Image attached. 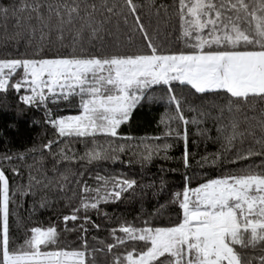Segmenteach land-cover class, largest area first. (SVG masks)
<instances>
[{
    "label": "snow or ice",
    "instance_id": "6c2138e0",
    "mask_svg": "<svg viewBox=\"0 0 264 264\" xmlns=\"http://www.w3.org/2000/svg\"><path fill=\"white\" fill-rule=\"evenodd\" d=\"M42 7L41 0H19L18 6L13 8L0 6L4 19L10 14L16 18L17 31L7 37L6 42L21 37L28 25V42L36 45V55L43 51L45 42H50L52 33L61 45L70 38L72 54L51 58H0V92L27 89L31 94L21 99L33 106L50 98L67 100L70 96H79L80 115L49 120L60 137L94 138L99 133L130 140L131 137L119 136L121 124L130 119L148 89L167 85L169 102L174 104L175 113L162 120L168 128L165 136L183 139L182 159L187 168L191 155L187 128L181 131L173 129L171 124L178 122L187 126L199 121L185 118L182 102L171 90L172 82L190 85L199 93L225 90L238 101L256 97L264 100V0H178L175 14L180 20V39L191 51L169 53L164 52L150 34L136 0H123L122 4H114L112 0H101L99 4L94 0L91 3L59 0L55 5H48L47 17L42 14ZM113 15H123L125 24L129 16L133 18L128 39L132 41L139 32L147 54H81L93 41L105 46L104 34L109 31L106 25ZM53 17L55 25L51 23ZM33 19L39 27L32 25ZM33 36H36L35 41L31 39ZM260 128L264 129V121ZM247 133L251 135L252 130L248 129ZM245 135L240 130V122L232 119L225 126V150L242 143ZM53 143L48 142L44 149H51ZM171 147L167 143L162 146L143 143V152L139 154L143 160L150 161L154 154L164 152V158L168 159L166 153ZM124 151L125 145L113 147L109 141L107 146L90 149L80 159L89 163L117 161L120 157L114 153ZM60 155L64 159H74L68 157L64 149H60ZM255 155L264 156V151L255 152L249 148L246 155L238 154L237 159ZM212 162L215 163V157ZM260 168L256 171L250 167L239 174L211 179L196 188L185 187L176 193V201L183 211L182 222L176 226L137 228L121 225L113 229L115 243L106 245L108 252L129 241L143 242L146 246V250L133 248L115 256L113 264H264V254L250 257L238 250L257 246L264 250V164ZM30 179L40 183L34 176ZM62 179L68 177L65 175ZM96 180L100 186L95 189L87 184L83 186L80 206L63 217L65 225L80 219L91 223L89 216H80L81 211L86 213L89 209H99L102 203L118 201L137 184L134 179L119 176H97ZM90 193L95 194L90 196ZM11 202L9 179L0 167V264H94V260L87 259L86 240L82 250L41 251L42 247L57 244L59 233L55 226L31 228V235L24 243L10 250ZM93 227L100 226L93 224ZM81 230L86 232L83 225ZM117 231L123 235L117 236Z\"/></svg>",
    "mask_w": 264,
    "mask_h": 264
},
{
    "label": "trees",
    "instance_id": "16d2710c",
    "mask_svg": "<svg viewBox=\"0 0 264 264\" xmlns=\"http://www.w3.org/2000/svg\"><path fill=\"white\" fill-rule=\"evenodd\" d=\"M58 2L59 0H41L42 14L47 17L48 5ZM87 2L91 3L93 0ZM94 2L99 4L101 0ZM18 3L19 0H0V6L8 8L16 7ZM112 3L122 4L123 0H112ZM136 3L140 6L139 14L143 22L164 52L191 51L180 39V20L175 14L178 0H136ZM161 6H164L163 9ZM51 23L55 25V17ZM132 23L131 16L128 24H125L123 15H113L106 25L109 31L104 34L105 46L101 47L98 41H93L81 54H147L148 49L142 43L143 38L139 32L132 41L128 39L129 25ZM15 25L14 16L10 14L4 19L0 14V58H51L72 54L70 38L65 39L61 45L56 41L55 33H52L50 42H45L43 51L36 55V45L28 42V25H25L21 37L6 42V38L17 31ZM32 25L39 27L35 19ZM31 39L35 41L36 36ZM171 90L181 100L185 118L199 121L198 124L189 123L187 126L178 122L171 124L173 129L183 131L187 128V146L191 154L190 166L187 168L182 159L185 150L183 139L175 135L165 136L168 128L162 120L175 113L174 104L169 102L167 85H154L148 89L145 99L133 110L130 119L121 124L119 136L131 137L130 140L110 138L99 133L94 138L60 137L49 120L81 113L79 96H70L67 100L50 98L45 103L33 106L21 99L23 95L31 94L27 89L20 92L12 89L0 92V167L8 176L12 194L9 216L10 250L24 243L31 235V228L55 226L59 233L57 244L42 247L41 251L82 250L83 241L86 240L88 260H94V264H113L115 256L123 255L133 248L137 251L146 250L143 242L129 241L108 252L106 245L115 243L111 234L113 229H119L121 225L137 228L176 226L182 222L183 211L175 194L182 192L185 187L196 188L208 180L239 174L250 167L256 171L261 170L264 156L237 159V155H246L249 148L255 152L264 151V143H258L264 141V129L260 128L264 121V100L256 97L238 101L225 90L199 93L190 85L175 81L172 82ZM232 119L240 122V130L246 135L242 143L225 150V126ZM248 129L252 130L251 135L247 133ZM201 130L204 134H201ZM157 137L160 139H155ZM50 141H54L51 149H44L43 146ZM109 141L113 147L125 145L124 152L114 153L120 157L119 160L89 163L80 159L90 149L98 145L107 146ZM143 143L161 146L171 144L172 147L166 153L169 158L165 159V153L159 152L150 161L143 160L139 154L143 152ZM60 149H64L65 154L74 159H64L60 155ZM7 156L13 158L4 159ZM214 157L215 163L212 162ZM65 175L67 180L62 179ZM31 176L36 177L40 183L32 181ZM97 176H119L134 179L137 184L134 190L124 193L123 198L118 201L102 203L99 209H89L86 213L81 211L80 216H89L91 223L80 219L69 221L65 225L63 217L80 206L84 195L83 186L87 184L93 189L100 186ZM93 224L100 227H93ZM81 225L86 232L81 230ZM116 235L122 236L123 233L117 231ZM101 249L104 251H100ZM238 250L250 257L258 258L264 254L261 246Z\"/></svg>",
    "mask_w": 264,
    "mask_h": 264
},
{
    "label": "rangeland",
    "instance_id": "374dc122",
    "mask_svg": "<svg viewBox=\"0 0 264 264\" xmlns=\"http://www.w3.org/2000/svg\"><path fill=\"white\" fill-rule=\"evenodd\" d=\"M210 91V90H209ZM82 112V111H81ZM81 113H79V114H76V115H80ZM69 116H75V115H69ZM61 118V117H60ZM56 119H59V118H56Z\"/></svg>",
    "mask_w": 264,
    "mask_h": 264
}]
</instances>
